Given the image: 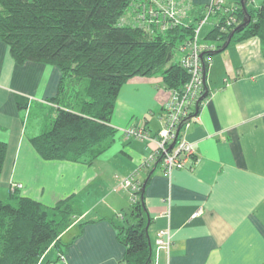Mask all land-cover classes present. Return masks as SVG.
<instances>
[{
    "label": "crops",
    "instance_id": "crops-1",
    "mask_svg": "<svg viewBox=\"0 0 264 264\" xmlns=\"http://www.w3.org/2000/svg\"><path fill=\"white\" fill-rule=\"evenodd\" d=\"M209 1L191 0V16L199 17ZM262 2L247 0L246 7ZM214 21L211 17L203 35ZM207 57L208 93L182 133L195 156L187 167L166 173L157 160L141 166L154 142L123 133L139 124L150 135L160 129L168 97L160 76L134 75L122 84L111 118L112 141L90 164L44 159L30 138L55 115L57 106L49 99L57 93L61 73L53 64H17L0 39V140L6 143L2 192L10 194V183L19 182L18 194L51 206L85 189L81 214L59 236L60 250L52 245L38 264H122L124 246L114 225L125 223L120 204L131 195L120 186V176L132 170L145 181L147 230L156 264H264V45L252 36ZM96 170L114 172L116 180L112 192L92 206L86 198L96 193L97 176L90 175L99 176ZM161 228L172 233L169 251L155 250Z\"/></svg>",
    "mask_w": 264,
    "mask_h": 264
},
{
    "label": "trees",
    "instance_id": "trees-1",
    "mask_svg": "<svg viewBox=\"0 0 264 264\" xmlns=\"http://www.w3.org/2000/svg\"><path fill=\"white\" fill-rule=\"evenodd\" d=\"M150 1L0 0V39L13 60L53 64L61 73L57 93L49 99L57 106L55 115L48 128L30 138L42 158L90 164L98 157L112 141L115 100L130 77L158 75L165 88L186 82L188 72L171 60L179 44L192 35L198 17L186 26L161 30L158 18L149 19ZM234 5L236 26L244 13L239 1ZM246 10L250 20L229 45L252 36L264 45V0ZM234 26L228 31L212 26L202 39L216 49ZM210 51L202 56L204 76ZM5 152L6 143L0 140V171ZM17 190L10 188L8 199L0 200V264H38L52 245L60 250L59 236L81 214L80 205L69 195L48 206ZM143 193L140 187L125 223L114 225L124 246L122 264H150L153 257Z\"/></svg>",
    "mask_w": 264,
    "mask_h": 264
},
{
    "label": "built area",
    "instance_id": "built-area-1",
    "mask_svg": "<svg viewBox=\"0 0 264 264\" xmlns=\"http://www.w3.org/2000/svg\"><path fill=\"white\" fill-rule=\"evenodd\" d=\"M147 6L149 7L147 13L151 16L150 21L158 18L157 23L161 30L174 25L186 26L193 20L191 0H151L147 3ZM236 11V5H227L224 0H210L205 4L203 12L194 23L192 35L178 46L179 57L177 61L188 72V79L179 88H166L168 97L162 104L160 129L153 135H150L143 124L130 125L123 129V133L127 138L149 140L155 143V149L148 158L143 160L141 166L149 167L151 163L160 157L164 172L169 173L173 169L187 167L189 160L192 157L194 158L193 145L182 133L183 128L196 118L195 104L204 88L203 55L201 56V54L215 49L213 43L202 39V27L210 23V18L214 17L215 21L211 22L212 26L219 25V30L228 31L230 27L237 23ZM220 18H222V22H220ZM144 19L147 18L144 17ZM125 20V17L121 18L122 22H125ZM206 59L208 60V57ZM179 125L180 128L178 129ZM172 141H174V144L168 148ZM137 173L138 171H135L120 180V186L129 190L131 201H135L136 192L142 184L136 178ZM21 187L22 184L19 182L10 183V188L13 191ZM118 216L122 217V214L118 213ZM171 245L172 233L170 229H158L155 238V250L165 249L169 251ZM60 257L62 258L63 255ZM150 264H156L153 257Z\"/></svg>",
    "mask_w": 264,
    "mask_h": 264
},
{
    "label": "rangeland",
    "instance_id": "rangeland-1",
    "mask_svg": "<svg viewBox=\"0 0 264 264\" xmlns=\"http://www.w3.org/2000/svg\"><path fill=\"white\" fill-rule=\"evenodd\" d=\"M208 25H205L202 29V33L208 28ZM206 33V32H205ZM203 40H207L206 38H204ZM220 43V42H219ZM218 42H216V44H219ZM178 57H179V52L177 50H175V53L172 57V60L171 61H177L178 60ZM66 88L68 89V86H66ZM48 112V111H47ZM47 117V115H46ZM45 118V117H44ZM49 126V123L45 125V127H43L41 129L40 132H42L43 130H45L46 128H48ZM121 170L120 171H125L127 170V166H125L124 168H120ZM98 171L99 173V176L98 175H94L93 172H90V175H93V176H97V179L96 181H94L95 183V186H96V193H93L91 195H89V197L86 198V203L87 204H91L92 206H95L96 203L98 204L102 199H104V197L108 194V193H111V189L113 187H115V178H114V172H112L111 174L108 173L106 170H96ZM103 172H105L104 174L107 173V177L104 178V174ZM117 172V171H115ZM135 171H129L127 174L123 175V176H120V177H126V176H129L131 173H133ZM95 173V172H94ZM136 178L138 180H141L142 179V173H139L137 174ZM78 192H81L80 189L78 190ZM85 192V189L83 188L82 190V193ZM80 193V195H73L75 197V199L77 200L78 203H80V200L82 197H85V195L83 196V194ZM82 194V195H81ZM8 196H9V191L7 190L6 192H2V188H0V200L2 201H6L8 199ZM131 198H129L128 194L127 196L124 198L122 204H120L121 206V209L120 212L127 218H129V206L130 204L132 203Z\"/></svg>",
    "mask_w": 264,
    "mask_h": 264
},
{
    "label": "water",
    "instance_id": "water-1",
    "mask_svg": "<svg viewBox=\"0 0 264 264\" xmlns=\"http://www.w3.org/2000/svg\"><path fill=\"white\" fill-rule=\"evenodd\" d=\"M246 0H239L240 2V6L242 8V11L244 13L243 15V20L237 24L236 26H234L227 34V37L226 39L224 40V42L222 43V45L216 49H213L212 51L209 52L210 55H214V54H217L221 51H223L230 43V40L233 36V34L239 30H241L250 20V16L248 15L247 13V10H246V3H245ZM203 54H201L202 56ZM203 66V86H204V90L203 92L201 93V95L198 97L197 101H196V104H195V114L197 113L198 111V108H199V105H200V102L206 97L207 93H208V88L206 86V84H204L205 82V78H204V63L202 64ZM181 125V124H180ZM180 125L178 126V129L180 128ZM175 141V140H174ZM174 141H172L169 145V148L174 144ZM144 187H145V181L142 183V186H141V190L144 191ZM146 230L148 228V224L146 225ZM150 259V258H149ZM151 261V259H150Z\"/></svg>",
    "mask_w": 264,
    "mask_h": 264
}]
</instances>
